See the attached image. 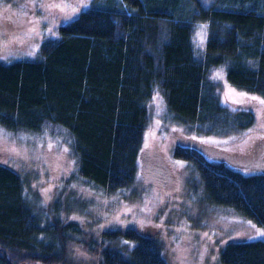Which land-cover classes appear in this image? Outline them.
I'll return each instance as SVG.
<instances>
[{"label": "trees", "instance_id": "16d2710c", "mask_svg": "<svg viewBox=\"0 0 264 264\" xmlns=\"http://www.w3.org/2000/svg\"><path fill=\"white\" fill-rule=\"evenodd\" d=\"M61 20L32 55L0 58V129L62 135L91 192L110 197L136 184L153 96L170 120L215 148L250 138L253 110L223 105L212 72L222 69L231 87L264 100V0H89ZM201 25L199 50L193 35ZM172 157L196 174L205 200L264 229V172L179 143ZM68 200H39L26 176L0 162V264H83L75 246L97 264H169L160 239L138 226L85 237L67 217L82 210ZM217 258L264 264V241H227Z\"/></svg>", "mask_w": 264, "mask_h": 264}, {"label": "rangeland", "instance_id": "374dc122", "mask_svg": "<svg viewBox=\"0 0 264 264\" xmlns=\"http://www.w3.org/2000/svg\"><path fill=\"white\" fill-rule=\"evenodd\" d=\"M88 2L18 0V8L0 0V58L32 55V49L42 38L55 35L61 19H69ZM204 2L208 4L211 0ZM193 36L194 46L203 49L206 27L199 26ZM212 77L223 105L253 110L256 124L248 141L244 144L233 141L229 145L224 142L215 148L214 141L188 133L170 120L162 99L153 96L139 157L138 180L130 190L106 197L82 186L68 153V140L62 135L52 136L48 132L14 135L0 129V162L26 176L30 191L39 200L51 203L61 196L64 202L69 198V202L73 201L69 203L72 208L79 205L81 213L74 210L67 217L80 223L85 237H96L100 230L138 226L140 232L160 239L169 264H220L217 254L225 242L264 241V235L259 234L264 229L231 209L205 200L196 174L172 157V148L179 143L237 169L264 172V105L231 87L222 69L214 70ZM74 259L83 264H97L96 257L81 246H75Z\"/></svg>", "mask_w": 264, "mask_h": 264}, {"label": "snow or ice", "instance_id": "6c2138e0", "mask_svg": "<svg viewBox=\"0 0 264 264\" xmlns=\"http://www.w3.org/2000/svg\"><path fill=\"white\" fill-rule=\"evenodd\" d=\"M56 7H61V5H55ZM252 99H256L255 97H253ZM260 103L264 104V100H261ZM255 227V226H253ZM260 235H264V232H260Z\"/></svg>", "mask_w": 264, "mask_h": 264}]
</instances>
